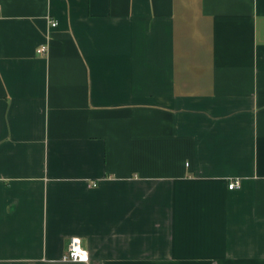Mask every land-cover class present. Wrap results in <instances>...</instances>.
Returning a JSON list of instances; mask_svg holds the SVG:
<instances>
[{"label": "crops", "instance_id": "0c3cea01", "mask_svg": "<svg viewBox=\"0 0 264 264\" xmlns=\"http://www.w3.org/2000/svg\"><path fill=\"white\" fill-rule=\"evenodd\" d=\"M0 264H264V0H0Z\"/></svg>", "mask_w": 264, "mask_h": 264}, {"label": "built area", "instance_id": "2783aa9c", "mask_svg": "<svg viewBox=\"0 0 264 264\" xmlns=\"http://www.w3.org/2000/svg\"><path fill=\"white\" fill-rule=\"evenodd\" d=\"M52 25H56V22H53ZM44 47L38 49L39 52L44 51ZM241 186L239 179H233L228 183L229 189H238ZM62 259L65 261H79L85 262L88 260V252L85 248L82 247L81 240L79 237L73 236L70 238L66 251L62 255Z\"/></svg>", "mask_w": 264, "mask_h": 264}]
</instances>
